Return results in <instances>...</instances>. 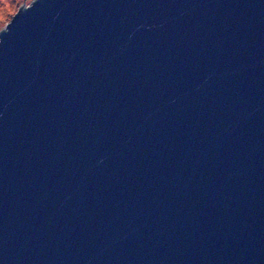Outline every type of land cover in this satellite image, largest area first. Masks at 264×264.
I'll use <instances>...</instances> for the list:
<instances>
[{"label":"water","instance_id":"1","mask_svg":"<svg viewBox=\"0 0 264 264\" xmlns=\"http://www.w3.org/2000/svg\"><path fill=\"white\" fill-rule=\"evenodd\" d=\"M0 264H264V0L21 2Z\"/></svg>","mask_w":264,"mask_h":264},{"label":"rangeland","instance_id":"2","mask_svg":"<svg viewBox=\"0 0 264 264\" xmlns=\"http://www.w3.org/2000/svg\"><path fill=\"white\" fill-rule=\"evenodd\" d=\"M31 0H0V27L8 22L11 15L17 10L22 2L24 6L29 4Z\"/></svg>","mask_w":264,"mask_h":264}]
</instances>
